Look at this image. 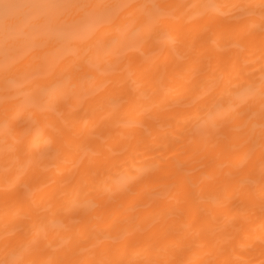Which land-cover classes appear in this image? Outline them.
<instances>
[{"label": "bare ground", "instance_id": "6f19581e", "mask_svg": "<svg viewBox=\"0 0 264 264\" xmlns=\"http://www.w3.org/2000/svg\"><path fill=\"white\" fill-rule=\"evenodd\" d=\"M0 264H264V0H0Z\"/></svg>", "mask_w": 264, "mask_h": 264}]
</instances>
